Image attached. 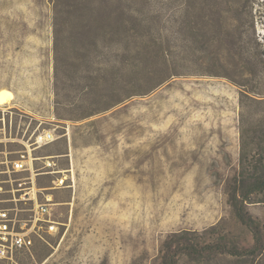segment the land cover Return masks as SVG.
<instances>
[{"label": "rangeland", "instance_id": "rangeland-1", "mask_svg": "<svg viewBox=\"0 0 264 264\" xmlns=\"http://www.w3.org/2000/svg\"><path fill=\"white\" fill-rule=\"evenodd\" d=\"M261 52L262 0H0V95H10L0 101V149L17 158L36 133L53 130L57 138L33 152L61 170L37 175L36 185L63 225L18 264L91 255L264 264V191L248 199L251 226L230 201L243 120L247 154L264 165ZM63 174L65 185L49 188ZM29 175L11 173L4 188ZM221 212L216 225L192 229Z\"/></svg>", "mask_w": 264, "mask_h": 264}, {"label": "built area", "instance_id": "built-area-1", "mask_svg": "<svg viewBox=\"0 0 264 264\" xmlns=\"http://www.w3.org/2000/svg\"><path fill=\"white\" fill-rule=\"evenodd\" d=\"M4 120V118H1ZM57 138L53 130L41 131L33 136V140L25 144V148L17 151L19 157L13 158L12 151L0 149V194L11 191L13 197L0 198V264H18L17 258L24 252H31L37 240L50 243L47 233L53 234L59 231L63 223L55 218L53 206L56 203L51 200V194H46V201L39 197V189L36 185V176L40 174H57L61 170L56 168L55 157H38L34 150L47 145ZM4 141L1 137L0 142ZM43 159L46 171H39L35 161ZM69 170V169H67ZM63 171V170H62ZM29 172L19 188H4L10 183L11 173ZM64 173V172H61ZM69 174L53 179V186L49 188H61L65 185ZM26 186H23V184ZM19 192V193H18ZM30 204L28 207L19 208L17 205H1V203L17 204L18 202ZM29 212L28 216H22L20 212Z\"/></svg>", "mask_w": 264, "mask_h": 264}, {"label": "trees", "instance_id": "trees-1", "mask_svg": "<svg viewBox=\"0 0 264 264\" xmlns=\"http://www.w3.org/2000/svg\"><path fill=\"white\" fill-rule=\"evenodd\" d=\"M264 2V0H262ZM264 56V52H261ZM261 66L264 69V57L261 58ZM177 73L170 72L158 79V83H163L167 81L170 77ZM244 96H247V93H243ZM244 98H241L242 105H245ZM258 103H264V99L255 100ZM243 116V114H242ZM264 123V122H263ZM246 134V128L242 125L241 130V169L239 172L238 184L239 188L235 190V192L230 196V201L234 208L236 209L237 216L241 219V221L249 226L253 223V218L250 216L247 210V202L252 193L262 192L264 191V165L262 168L257 164L262 162L259 158L256 159V155H252L249 158L247 154V143L243 139ZM261 152H259L260 154ZM258 154V155H259ZM261 155V154H260ZM254 235L257 237V231L254 232ZM257 239V238H256ZM174 252V251H173ZM176 257V256H175ZM172 255L169 258L164 259L165 264H177L176 258Z\"/></svg>", "mask_w": 264, "mask_h": 264}, {"label": "crops", "instance_id": "crops-1", "mask_svg": "<svg viewBox=\"0 0 264 264\" xmlns=\"http://www.w3.org/2000/svg\"><path fill=\"white\" fill-rule=\"evenodd\" d=\"M71 215H70V221L66 222V224L68 226H70L71 224V216L74 215L73 213V210L71 209L70 211ZM224 216V212H221V214L212 222L210 223H207L206 225L204 226H201V227H198V226H195L194 228H192L193 230H197V231H204V230H207L208 227L210 226H214L216 225ZM79 221V220H78ZM61 222V221H60ZM63 223V222H61ZM167 230H171V232L173 233H180L181 231H189L190 228H180V227H172V228H169ZM158 257V256H155V258ZM105 257H102V258H99V257H95V256H75L73 258H67L63 264H126V257H123L122 260L121 259H111V258H108L106 260ZM164 259L165 257L163 255H160L158 260H159V264H165L164 262Z\"/></svg>", "mask_w": 264, "mask_h": 264}, {"label": "bare ground", "instance_id": "bare-ground-1", "mask_svg": "<svg viewBox=\"0 0 264 264\" xmlns=\"http://www.w3.org/2000/svg\"><path fill=\"white\" fill-rule=\"evenodd\" d=\"M0 101L5 102V103L9 102L10 101V95L8 93H2L0 95Z\"/></svg>", "mask_w": 264, "mask_h": 264}]
</instances>
